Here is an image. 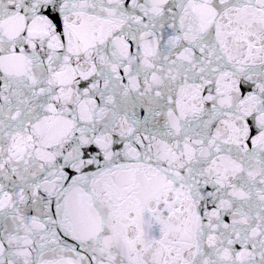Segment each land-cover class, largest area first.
Returning <instances> with one entry per match:
<instances>
[{
  "label": "snow or ice",
  "instance_id": "6c2138e0",
  "mask_svg": "<svg viewBox=\"0 0 264 264\" xmlns=\"http://www.w3.org/2000/svg\"><path fill=\"white\" fill-rule=\"evenodd\" d=\"M0 264H264V0H0Z\"/></svg>",
  "mask_w": 264,
  "mask_h": 264
}]
</instances>
